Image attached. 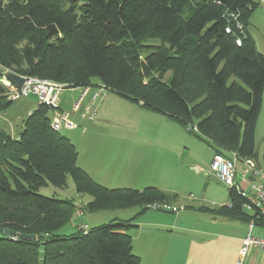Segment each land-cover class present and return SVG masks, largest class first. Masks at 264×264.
Wrapping results in <instances>:
<instances>
[{"label": "trees", "instance_id": "obj_1", "mask_svg": "<svg viewBox=\"0 0 264 264\" xmlns=\"http://www.w3.org/2000/svg\"><path fill=\"white\" fill-rule=\"evenodd\" d=\"M24 1L0 0V46L27 36L30 44L21 51L25 76L69 88L101 83L168 116L215 153H236L259 166L255 130L264 54L247 30L256 0ZM149 40L159 44L146 45ZM9 65L0 52V66ZM14 70L9 73L20 74ZM11 102L0 82V112ZM52 114L36 104L16 136L0 129V264H140L126 232L133 225L110 221L84 231L73 224L75 211L146 210L156 202L174 204L178 194L154 185H101L77 165L70 139L52 129ZM67 175L77 193L91 196L84 207L39 192L64 187ZM228 193L229 204L214 211L253 218L244 209L246 198L232 188ZM71 224L73 231L60 232Z\"/></svg>", "mask_w": 264, "mask_h": 264}, {"label": "crops", "instance_id": "obj_2", "mask_svg": "<svg viewBox=\"0 0 264 264\" xmlns=\"http://www.w3.org/2000/svg\"><path fill=\"white\" fill-rule=\"evenodd\" d=\"M247 30L252 36L257 50L264 54V5L259 4L254 8ZM66 90L73 96L71 110L72 104L79 94V88ZM77 116H79L78 113L73 114V119ZM183 130L179 131L178 129L179 138L184 136L182 134L185 130L188 132L186 128ZM148 131L134 129L128 135L122 134L124 142L128 141V138L136 142L134 145L124 143L125 157L136 161H142L143 158L148 159L152 163L148 175L149 178H152V184L164 191L177 193L179 198L176 204L183 205L184 209L178 213H171L149 208L146 210H140L139 207L127 208L129 213L121 221H128L133 225L126 232L132 238V252L140 257V264H264V251L257 247H252L243 258L239 256L241 239L247 231L248 225L252 222V232L262 235L264 222L254 218V212L246 208H244L245 211L253 217L249 220L230 218L214 211L220 206L229 204L228 187L207 172L215 154L214 148L207 142L194 137L195 141L190 140V146H181L178 144V140L175 145L170 147L168 150L170 152L166 153L160 151L153 154V151H150L152 149L138 150L142 147L145 134ZM86 135L87 131L84 136ZM145 140L151 143L155 141L154 138L150 139L148 136ZM255 142L259 152L258 164L263 169L261 151L264 142V89L261 110L256 124ZM153 145L154 143H152ZM119 150H123V148H119ZM77 152L78 161L80 153ZM150 154L155 156L152 157ZM187 158H191L196 163V186L200 189L197 188L196 194H192L190 187L185 188L190 184L184 176L183 170L184 160ZM97 163L95 161V164ZM79 167L84 169L95 181L109 188L101 178H96L92 174L93 172L91 173L85 166L80 165ZM241 167L242 162L240 161L236 175L237 181L241 179ZM191 169L188 168L189 171ZM100 173L105 176L104 171ZM253 178L249 176L248 180L251 181ZM242 185L246 186V183L243 182ZM122 210H126V208ZM82 217H74V223H85ZM69 227L70 231L74 230L73 225H69Z\"/></svg>", "mask_w": 264, "mask_h": 264}, {"label": "rangeland", "instance_id": "obj_3", "mask_svg": "<svg viewBox=\"0 0 264 264\" xmlns=\"http://www.w3.org/2000/svg\"><path fill=\"white\" fill-rule=\"evenodd\" d=\"M30 1V0H28ZM24 1V4L28 2ZM65 2V0H62ZM69 0L66 2L68 5ZM79 3L76 4V7ZM30 44V40L25 36L18 41L6 42L0 46V52L9 59V70L16 69L18 73L24 74L27 67L26 62L21 58V51L23 47ZM159 44L157 40H149L146 45ZM150 48L143 49L144 52L149 51ZM18 69H22L19 71ZM15 74V73H14ZM96 80L93 79V82ZM3 88L5 85L2 83ZM80 92V91H79ZM73 96L71 92L66 89L61 90L57 105L64 111H71V101ZM36 96L29 95L25 98L12 101L9 106L0 112V129L8 132L12 136H16L22 128L24 119L36 107ZM77 114V113H74ZM79 116L73 119L74 126L71 129H63L61 133L66 136L77 147L79 151V158L77 165H83L91 171L96 178H101L104 184L109 188L127 187L133 189H140L146 186H153L152 178L148 177L152 163L143 158L142 161L131 160L130 157H125L124 143L136 144V142L127 140L124 142L122 134H130L131 130H149L145 134L142 149H152L155 152H170V147L175 145L179 140L181 146H190V140L195 141V136L190 135L186 130L183 132V137L179 138L178 129L182 131L183 128L178 123L173 121L168 116L143 109L140 104L129 101L120 97L113 92H107V95L99 100L96 104V116L94 120H89L87 117ZM94 121V122H93ZM78 122V123H77ZM87 131V135L84 136ZM184 131V130H183ZM155 139L152 143L146 141V137ZM184 141V142H182ZM127 144L128 147H130ZM157 144V145H156ZM123 150H119V148ZM126 147V146H125ZM143 152V151H142ZM150 154L152 157L155 156ZM172 154L170 155V158ZM95 161L97 164H95ZM100 163V164H99ZM184 166V167H183ZM184 176L189 181L185 188L190 187L192 194H196L199 187L196 186V163L187 158L183 165ZM188 168H192L190 171ZM104 171L105 176L101 175ZM155 186V185H154ZM189 190V189H188ZM41 194L53 196L61 199H70L81 207H84L87 202L91 200L88 194H79L76 192L73 181L70 175L66 176V185L62 188L48 186L39 189ZM188 193V191H186ZM186 193V194H187ZM129 209V208H128ZM133 209V208H132ZM129 210L115 209V210H101L97 212H84L83 221L89 226H97L99 224L108 223L110 221L119 222L125 218ZM74 215V214H73ZM93 215V216H92ZM83 223V222H81ZM76 224V222L74 223ZM72 225V224H71ZM76 225H79L77 223ZM70 231L69 225L64 226L60 232L66 233Z\"/></svg>", "mask_w": 264, "mask_h": 264}, {"label": "built area", "instance_id": "obj_4", "mask_svg": "<svg viewBox=\"0 0 264 264\" xmlns=\"http://www.w3.org/2000/svg\"><path fill=\"white\" fill-rule=\"evenodd\" d=\"M257 3L264 5V0H256ZM239 27H241L239 25ZM226 31H229L227 28ZM236 44H240V39L235 40ZM10 70L0 66V82L5 85L4 95L8 101H15L25 98L29 95L36 96L37 104L47 105L52 110L50 125L55 131L63 129H71L75 124L71 119L74 113H79L82 117L94 120L96 116V104L104 98L109 89L101 83L79 87V94L73 102L71 111L61 110L58 105V97L63 89H68L67 84L58 83L49 79H41L36 76H22L23 83L17 85L6 77ZM196 131V129L194 128ZM238 159L236 153L225 156L215 153L209 164L207 172L218 179L228 188H232L240 195L246 198L247 202L244 207L248 210H255L264 221V168H260L257 164L249 159L243 160L240 169L241 179L236 180L238 172ZM254 177L251 181L248 177ZM245 182L246 186L242 183ZM149 209L164 212L178 213L184 209V206L176 203L156 202L147 206ZM76 216H82L80 209L75 211ZM74 224V223H73ZM78 228L86 231L88 225L79 223ZM253 223L248 225L247 231L241 239V247L239 256L243 258L252 247L260 248L264 251V233L256 235L252 232Z\"/></svg>", "mask_w": 264, "mask_h": 264}, {"label": "water", "instance_id": "obj_5", "mask_svg": "<svg viewBox=\"0 0 264 264\" xmlns=\"http://www.w3.org/2000/svg\"><path fill=\"white\" fill-rule=\"evenodd\" d=\"M6 77L8 79H10L11 81H13L14 83H16L17 85H21L23 83V77L17 75V74H14V73H7L6 74ZM8 234L10 236H13L15 233L12 232V231H9Z\"/></svg>", "mask_w": 264, "mask_h": 264}, {"label": "bare ground", "instance_id": "obj_6", "mask_svg": "<svg viewBox=\"0 0 264 264\" xmlns=\"http://www.w3.org/2000/svg\"><path fill=\"white\" fill-rule=\"evenodd\" d=\"M10 80V79H9ZM13 82V81H12Z\"/></svg>", "mask_w": 264, "mask_h": 264}]
</instances>
